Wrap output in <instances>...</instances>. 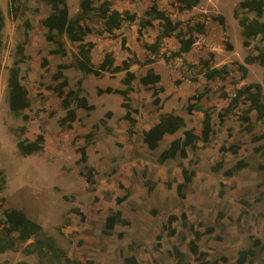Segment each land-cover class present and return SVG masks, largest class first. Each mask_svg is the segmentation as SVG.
Returning a JSON list of instances; mask_svg holds the SVG:
<instances>
[{"label":"rangeland","instance_id":"obj_1","mask_svg":"<svg viewBox=\"0 0 264 264\" xmlns=\"http://www.w3.org/2000/svg\"><path fill=\"white\" fill-rule=\"evenodd\" d=\"M240 1L201 0L196 8L180 11L177 0H114L115 8L137 14L136 22H125L124 29L119 32H127V45H138L139 21L147 17L145 11L156 4L174 21H183L184 29H187L188 24L204 21L208 33L200 36L205 40L202 43L219 51L217 67L227 64L231 69L226 82L220 79L211 82L197 80V84H194L196 68L189 69L177 58L170 62H166L162 56L158 58V68L167 66L170 73H174V76L169 74L164 78L166 91L160 94L164 109L183 114L189 120V125L199 132L202 114L187 113L186 105L191 96L206 91L204 104L212 112L215 128L209 143L203 146L200 141L197 149H189L188 158L159 164L157 157L169 145V137L157 150L142 147L143 124L149 123L144 112L134 136H129L122 126L125 123L122 116L110 119L112 128L108 125L109 118H106L107 126L103 125L100 120L106 117L108 107H100L101 98L96 89H93L89 102L95 105V109L98 105L99 109L92 110V115L81 110V119L75 121L73 129L60 127L58 120L65 111L57 95L49 89V85L56 83L52 75L57 69V59L51 52L55 44L46 42L48 40L41 24L49 6L45 0H30L26 8L24 0H19L21 10L14 19L8 14L9 0H0V10L6 15L4 45L0 49V167L7 179L5 187L0 189V197L6 199L4 207L23 209L30 218L42 225L43 232L54 237L58 247L85 264H125V257L128 256H135L137 264H179L173 255L174 246L186 254L184 264H198L188 247L189 240L193 238L191 226L201 232H205L207 226L215 227L214 234L203 235L200 247L210 253L208 258L211 260L227 256L229 261L226 264H235L238 250L249 246L252 236L264 243V169L259 168L264 165V158L255 150L259 145L264 147V138L257 142L252 140L253 136L264 134V120L258 121L256 111L250 112L253 125L247 130L245 123L239 119L248 107L245 104L228 114L222 126L218 118V113L225 108L222 91L233 95L237 87L263 79V66L248 65L246 78H243V72L238 68V65L245 64L247 55L257 52L255 46L264 45L258 39L253 40L250 47L243 45L241 28L234 18V10ZM68 4L71 15L75 16L79 0H68ZM220 15L225 17L223 25L214 18ZM251 16L254 17V14ZM26 20L32 24L26 47L31 58L22 65L21 76L22 82L28 87L32 105L25 111L31 116V120L26 123L28 129L25 136L33 139L44 130L46 137L44 151L29 156L21 155L18 150L17 129L25 122L10 112L7 90V68L14 61L17 44L24 38ZM95 21L90 19L86 23L91 27L96 24ZM154 22V26L148 28L141 37L142 41H155L161 28L158 20ZM118 39L112 43H120L121 39ZM176 41L175 37L165 38L163 50H173ZM232 42L236 47L229 51L227 43ZM139 44L142 45L141 42ZM66 45L69 54L63 59L71 61L77 44L66 40ZM130 48L137 54L138 48ZM139 49L141 51L144 47ZM141 56L144 61L153 57L142 51ZM222 58L227 61L220 62ZM44 60L48 64L46 67L42 65ZM190 61L197 63L193 59ZM142 67L134 65L139 73L143 72ZM66 72L69 74V88H77L80 79L74 74V69ZM177 74L182 83L176 84L179 79ZM2 75H6V79ZM115 77L110 76L111 79ZM142 103L147 101L142 100ZM143 109L155 110L156 107L148 104ZM94 124L98 125L96 129L93 128ZM89 132H93L94 136L87 147L88 161L78 163V148L85 145L83 135ZM179 134H183L182 131ZM231 145H237V154L220 150ZM221 159L224 160L223 169L212 171V166ZM239 159L248 162V167L235 176H224V169L232 167ZM181 164L196 170L185 199H181L177 193V184L183 181ZM85 165L94 169L93 186L81 174L88 171ZM168 182H172V185L168 186ZM152 185L155 188L149 191L148 187ZM92 187L94 190H91ZM116 210H121L130 224H118L114 234L106 235L103 232L106 218ZM183 213L187 216L189 227L183 225ZM171 215H177L178 219L170 225L168 219ZM67 219L70 224H65ZM170 229L176 231L173 236L169 234ZM23 247L0 254V264H37V255L26 254ZM253 264H264V253L258 252Z\"/></svg>","mask_w":264,"mask_h":264},{"label":"trees","instance_id":"obj_2","mask_svg":"<svg viewBox=\"0 0 264 264\" xmlns=\"http://www.w3.org/2000/svg\"><path fill=\"white\" fill-rule=\"evenodd\" d=\"M19 0H9L8 14L10 17L16 19L21 8L18 4ZM30 0H24V6ZM50 6V13L41 20V24L47 29L45 38L55 44L51 50L53 54L61 56L68 55V48L66 40L71 43L77 44L76 50L72 52V60L70 63H61L58 65V70L52 75V79L56 82L54 85H49V89L53 90L58 98H60L61 108L65 111L63 117L58 120L60 127L64 129H73L74 123L78 119V109H84L90 113L95 109V105L89 102L85 90L82 88V80L78 81L77 88H69V81L64 74L67 68H75L81 71L84 75L93 74L97 77H103L106 74L115 75L124 72L121 79L123 88L107 87L106 89L98 88L99 95L107 93L118 94L123 98L122 107L125 108L123 119L128 121V133L132 135L134 128L137 124L136 115L139 110L133 106L131 93L134 90L133 81L137 78L136 73L131 69L132 65L139 66L150 65L163 57L166 62L171 59L181 58L184 64L189 69L196 68L197 73L193 78L194 81L198 80V76L202 75L206 80L214 81L220 79L227 81L231 73V69L227 64L217 67L214 65V53L209 52L207 57H201L197 63H191L186 59V55L193 49L195 43L201 35H207L208 29L204 21H197L193 24H188L187 29L183 28V21H174L171 16L165 11L154 4L146 11L147 17L139 21L138 26V41L142 43L153 57H148L145 61H141L135 52L127 45V36L118 31L122 28L125 22L133 23L137 20V14L131 13L130 10L121 11L114 7V0H79V10L75 16H71L67 0H45ZM201 0H177V8L180 11L190 10L200 4ZM27 8V7H26ZM254 14V17L251 14ZM223 25L225 23L224 16L214 17ZM234 18L237 20L243 38V45L250 47L253 40H260L264 42V0H242L238 3L234 10ZM95 19L98 26L95 30L99 35L108 33L110 37L120 38L122 48L130 53L127 59H124L121 64L116 63V56L113 50L106 51L102 60L98 65L93 62V49L95 42L87 40V36L92 32L86 21ZM154 20H159L161 29L153 43H147L141 40L145 31L154 26ZM24 38L16 46L15 58L8 69L7 75V90H8V104L12 115L16 118H22L25 122L20 126L17 137V147L21 155L29 156L35 153L44 151L46 137L44 130L37 133L33 139L25 136L27 132L26 123L31 120V116L26 113L32 105V100L29 94L28 87L22 82V65L30 60L31 56L27 54L26 47L29 43L32 24L29 20L24 21ZM5 27V16L0 10V49L4 45L3 29ZM168 37H175L179 41V47L175 50H163V40ZM227 48L232 49V45L227 43ZM256 53L249 54L245 57V64L238 65L239 70L243 72V78H246L248 73L247 65L259 64L264 67V45L255 46ZM47 64L44 60L43 66ZM140 82L143 85H149L152 90V104L157 108H162V98L160 94L165 91V87L161 84L162 78L153 68H148L146 73L140 76ZM181 80H176L179 84ZM264 73L261 82H254L246 84L244 87H237L235 93L230 95L227 91H222V98H229L228 105L218 113L219 125L225 123V118L228 114L239 108L241 104L248 107L243 110V114L239 119L245 123V128L251 129L253 122L250 112L253 110L257 112L258 121L264 120ZM206 95V91L195 94L190 97L186 105V111L192 114L194 111L203 113V119L200 125V131L197 132L194 128H188L187 121L184 116L175 112L161 113L159 121L153 124L148 130L143 133V141L150 150L157 149L165 135H173L182 131V136L173 139L169 145L162 150L157 157L159 164H164L170 160L177 158L186 159L189 156V149L195 150L199 147V142H203L206 146L215 133L213 124V115L210 108L202 104V99ZM105 118L100 122L107 126V119L113 116L111 111H107ZM97 124L93 125L96 129ZM42 129V128H41ZM94 133L89 132L83 137L85 138V145L78 148L80 158L78 163L87 162L88 154L87 147L92 142ZM264 138V134L253 136L254 142L260 141ZM222 152L230 151L233 154L238 153L237 145L230 147H221ZM255 150L264 158V147L259 145ZM248 162L239 159L232 167L224 169L223 174L226 177L237 175L242 169L248 167ZM224 160L221 159L212 166V171L219 172L223 169ZM181 172L183 181L177 184V193L181 199H185L187 195V188L193 182L196 175L195 169L181 164ZM264 169V165L259 166ZM88 169L87 173L81 172L87 179L88 184L94 185V169L85 165ZM7 179L4 171L0 167V189L6 185ZM168 186L172 182L167 183ZM155 185L149 186L148 190H154ZM94 190V187L91 188ZM6 201L5 197H0V254L7 251L18 250L24 245L23 250L26 254H36L38 257L37 264H85L80 260L73 259L69 256L66 250L58 247L53 236L43 232V227L40 223L30 218L23 209L8 206L4 207L3 202ZM81 213L78 209H75ZM184 219L183 225L189 227L186 221L187 216L185 213L181 216ZM178 219L177 215H171L168 219L171 225L174 220ZM65 224H70L69 219ZM128 225L129 220L123 217L121 210L112 211L106 218V223L103 229L104 234H114L115 227L118 225ZM193 233V238L189 240L188 247L191 253L195 256L198 264H226L229 259L223 255L220 258L211 260L208 257L210 253L204 251L200 247V242L203 235L214 234L215 227H205V232L195 230L193 226L190 227ZM174 229L169 230V234H175ZM220 240L219 236L215 237ZM252 242L249 246L238 250L235 264H253L258 252L264 253V243L260 238L251 237ZM173 255L177 258L179 264L186 262V254L177 246H174ZM18 264H28L27 262H20ZM125 264H137L135 256L125 257Z\"/></svg>","mask_w":264,"mask_h":264},{"label":"crops","instance_id":"obj_3","mask_svg":"<svg viewBox=\"0 0 264 264\" xmlns=\"http://www.w3.org/2000/svg\"><path fill=\"white\" fill-rule=\"evenodd\" d=\"M67 2H68V0H67ZM69 5V4H68ZM49 6V5H48ZM70 7V6H69ZM197 7V6H196ZM196 7H194V8H196ZM70 9V8H69ZM79 10V9H78ZM50 13V6H49V8H48V11H46L44 14H43V17L42 18H44V17H46L48 14ZM70 14H71V11H70ZM4 16H6L5 14H4ZM72 16V15H71ZM159 21V20H158ZM96 22V21H95ZM154 24H155V22H154ZM124 25H125V23H124ZM124 25L122 26V28L118 31V32H121L123 29H124ZM5 27H6V19H5ZM5 27H4V29H3V36H4V32H5ZM92 28H94V30L91 32V33H89L88 34V36H87V40H91V41H94L95 42V47H94V49H93V62L96 64V65H98L99 63H100V61L102 60V58H103V56H104V54H105V52L106 51H110V50H114V52H115V56H116V63L117 64H121V62L124 60V59H127L129 56H130V54H129V52L127 51V50H125V49H123L122 48V45H121V41H120V43L118 42L117 44H115L114 45V43H112V41H119V39L118 38H116V39H113V38H111L110 37V35L108 34V33H105L104 35H99L97 32H95L96 30H95V28H97V27H99L98 26V23L96 22V24L95 25H93V26H91ZM160 28H161V26H160ZM42 29H43V32L45 33V32H47V29L44 27V26H42ZM160 31V30H159ZM134 33V32H133ZM36 34V33H35ZM127 34V32L126 33H124V35H126ZM37 35H40V34H38L37 33ZM128 37V36H127ZM168 38H171V37H168ZM167 38V39H168ZM47 40V39H46ZM65 40H67V39H65ZM177 40V39H176ZM105 41H107V43L105 42ZM205 40L203 39V38H199L198 40H197V42L195 43V45H194V47H193V49L186 55V59L189 61V62H191L190 60L191 59H193V60H195L196 62H198L199 61V59L201 58V57H207V55H208V53L209 52H213L214 53V64H215V66H216V64H218V62H219V59H218V57H220V55H219V51H217L216 49L217 48H215V47H212V46H208V45H206V44H203L202 42H204ZM46 42H49V41H46ZM138 42V41H137ZM50 43H52V42H50ZM232 44V49H234L235 47H236V45L232 42L231 43ZM206 45V46H205ZM128 46H130V47H132L133 49H137L138 48V51H137V54L139 53V59L141 60V61H144V59H143V57L141 56V51L142 52H146V54L149 56V55H151L150 54V52L146 49V48H144L143 50H141L140 51V47L141 46H143V45H140L139 44V42H138V45L136 44V45H134V46H131L130 45V43H129V45ZM179 47V41L177 40L176 41V43H175V47H173L172 49L173 50H175V49H177ZM54 48V47H53ZM52 48V49H53ZM232 49L231 50H229V51H232ZM195 51H197V52H195ZM68 54H69V50H68ZM54 55V57L56 56V59H57V69H56V71L58 70V65L59 64H61V63H70L71 61H65L63 58H65V57H67V55L66 56H60V55H58V54H53ZM60 56V57H59ZM190 57H194V58H190ZM48 58L49 57H47V60H48ZM176 59V58H175ZM172 60H174V59H171L170 61H172ZM177 61L178 60H180V61H182L183 62V60L181 59V58H177L176 59ZM170 61H168V62H170ZM226 62L227 60L226 59H220V62ZM48 65V64H47ZM46 65V66H47ZM135 65V64H134ZM134 65H132V67H131V69L136 73V75H137V78L133 81V87H134V90L132 91V93H131V97H132V100H133V106L135 107V108H137L138 110H139V113L136 115V118H137V124H136V126H135V128H134V133L132 134V135H129V136H134V135H136V130H137V127H138V125L140 124V116H142L143 115V112L145 113V114H147V116L146 117H148L149 119L147 120V121H149V123H145V124H143V128H142V133H141V136H142V147H144L145 148V146L147 147V145L144 143V141H143V133H144V131L145 130H148L153 124H155V123H157L158 121H159V116H160V114L161 113H166V112H173V111H166V109H164V107L162 106V108H160V109H155V110H153V109H147V111H146V109H143L144 107H145V105H148V104H151L152 105V100H153V97H152V90L150 89V86L149 85H143L141 82H140V76H142V75H144L145 73H146V70L148 69V68H153L157 73H159L160 75H161V78H162V81H161V84L165 87V85L163 84L164 83V78H165V75L166 76H170V75H173L174 76V73H170V68L169 67H163L162 69L161 68H158L157 66H156V62L155 63H153V64H150V65H145L144 67H142V68H144V70H143V72L142 73H139L138 71H136L135 69H134ZM250 65H256V64H250ZM259 65V64H258ZM11 66V65H10ZM46 66H44V67H46ZM261 66V65H260ZM247 68H249L248 67V65H247ZM68 69H74V74L75 75H77V77L80 79V80H82V88L85 90V92L87 93V96H88V99L90 100V97L91 96H93L92 95V91H93V89H96V93H97V89L98 88H102V89H106L107 87H114V88H123L124 86H123V84H122V82H121V79H122V77L124 76V72H120V73H117V74H115L114 76H116L115 78H113V79H111L110 78V74H106L105 76H103V77H97V76H95V75H93V74H89V75H84L81 71H79V70H77V69H75V68H67V69H65L64 70V74L66 75V76H69V74L66 72V70H68ZM164 69V70H163ZM22 71H23V67H22ZM55 71V72H56ZM54 72V73H55ZM8 73V72H7ZM7 73H6V75H7ZM53 73V74H54ZM170 74V75H169ZM6 75H5V79H6ZM177 76H179V77H177V78H179V79H177V80H181V78H180V75L179 74H177ZM262 77H263V75H262ZM219 79H216V80H214V81H218ZM198 81H204V82H211V81H209V80H206L202 75H199L198 76ZM198 81H195V82H193L194 84L196 83L197 84V82ZM262 81V79L261 80H259L258 82H261ZM189 82H191V81H189ZM226 82V81H225ZM180 83H182V81L180 82ZM185 83V82H184ZM0 87H1V83H0ZM240 87V86H239ZM71 88H74V87H71ZM1 89V88H0ZM51 90V89H50ZM1 91V90H0ZM53 91V90H52ZM165 91H166V88H165ZM164 91V92H165ZM55 93V92H54ZM230 94V93H229ZM263 94H264V89H263ZM100 98H101V100H99L100 101V107L102 108V109H104V107H108V110L107 111H111L112 113H113V116L111 117V118H109V121H108V125L112 128V126H113V123H112V121L110 120V119H114L116 116L117 117H119V116H122L123 117V115L125 114V108H123L122 107V102H123V98L120 96V95H118V94H114V93H110V94H107V93H104V94H101V95H98ZM162 96V95H161ZM146 97H147V100H146ZM59 100H60V98H59ZM92 100V99H91ZM142 100H144V102H146L147 101V103H142ZM223 100H224V107H226L227 105H228V103H229V98H227V99H225V98H223ZM95 104H96V102L95 101H93ZM151 102V103H150ZM60 103H61V100H60ZM202 104H204V99H202ZM97 105V104H96ZM205 105V104H204ZM98 106V105H97ZM96 106V109L98 110L99 109V106L97 107ZM154 106V105H153ZM206 106V105H205ZM95 109V110H96ZM81 110H84V109H78V119L76 120V122L78 121V120H80L81 118H80V116H81V113H80V111ZM106 111V112H107ZM103 112H104V110H103ZM105 112V113H106ZM253 112H254V110H253ZM175 113H177V114H180V115H182V116H184L183 114H181V113H179V112H175ZM89 114H91V112L89 113ZM193 114H202V116L201 115H199V117H200V120L202 121V119H203V113L202 112H200V111H194L191 115H193ZM92 115V114H91ZM90 116V115H89ZM121 117V118H122ZM185 117V116H184ZM185 119H186V121H187V124H188V128H194L193 127V125H189V120L185 117ZM122 120L125 122L122 126H124L125 127V129L126 130H128V127H129V123H128V121H126L125 119H123L122 118ZM76 122L74 123V126L76 125ZM114 129V128H113ZM115 130V129H114ZM179 132L178 133H176V134H173V135H165V137H164V139L161 141V144H160V146L158 147V148H160L161 147V145H162V142L164 141V140H166V138H168L169 137V142H171L173 139H175L176 137H179V136H182V134H179ZM173 136V137H172ZM128 139H129V137H128ZM148 148V147H147ZM157 148V149H158ZM157 149H155V150H157ZM162 151V150H161ZM161 151H159L158 153H160Z\"/></svg>","mask_w":264,"mask_h":264},{"label":"clouds","instance_id":"obj_4","mask_svg":"<svg viewBox=\"0 0 264 264\" xmlns=\"http://www.w3.org/2000/svg\"><path fill=\"white\" fill-rule=\"evenodd\" d=\"M264 73V72H263Z\"/></svg>","mask_w":264,"mask_h":264}]
</instances>
